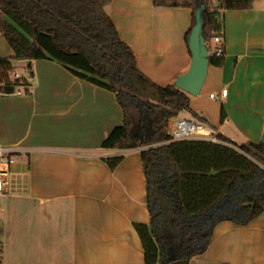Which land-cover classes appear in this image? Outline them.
I'll return each mask as SVG.
<instances>
[{"label": "crops", "instance_id": "crops-1", "mask_svg": "<svg viewBox=\"0 0 264 264\" xmlns=\"http://www.w3.org/2000/svg\"><path fill=\"white\" fill-rule=\"evenodd\" d=\"M107 11L156 84L175 83L188 71L190 8L113 0ZM220 19L223 63L209 65L200 93L190 94L191 110L179 119L195 117L238 145L261 141L264 0L222 10ZM13 54L0 29V57ZM27 62L31 82L21 78L30 92L23 86L21 94L0 96V145L19 149L0 193L3 264H146L135 227L150 223L142 149L102 147L124 122L116 94L48 59L14 60V69ZM116 157L122 159L112 167ZM190 264H264V212L246 225L218 223Z\"/></svg>", "mask_w": 264, "mask_h": 264}, {"label": "trees", "instance_id": "trees-1", "mask_svg": "<svg viewBox=\"0 0 264 264\" xmlns=\"http://www.w3.org/2000/svg\"><path fill=\"white\" fill-rule=\"evenodd\" d=\"M113 0H0V29L12 56L0 57V96L22 83L13 79L14 60L48 59L75 76L116 94L124 122L104 148L142 150L150 223L136 224L146 264H190L209 246L216 225H246L264 212V143L238 145L207 139H173L170 121L191 110V96L175 83L160 86L138 67L107 11ZM255 0H153L156 6L202 8L208 51L221 35V11L252 8ZM225 54H210L220 66ZM30 92L26 82L23 83ZM122 157L113 158L115 166ZM0 241V260L3 251Z\"/></svg>", "mask_w": 264, "mask_h": 264}, {"label": "built area", "instance_id": "built-area-1", "mask_svg": "<svg viewBox=\"0 0 264 264\" xmlns=\"http://www.w3.org/2000/svg\"><path fill=\"white\" fill-rule=\"evenodd\" d=\"M215 48L209 52L210 54L223 55L225 54V46L223 39L220 35H216L213 39ZM13 79H20L22 85L16 89V93H23L22 87L24 86V81L20 77L19 73H14L12 76ZM228 89L224 88L221 91L222 96H226ZM211 96L214 97L215 94L211 93ZM207 129L208 133H203L202 129ZM173 139L175 140H185V139H207L213 142H225L220 138L221 135L218 128L212 125H207L200 122L195 117H183L179 119L172 129ZM232 141V140H231ZM19 152V149L13 146H4L0 145V193L3 192L6 187L10 184V175L12 173V166L16 162V154ZM0 264L3 262L0 260Z\"/></svg>", "mask_w": 264, "mask_h": 264}, {"label": "water", "instance_id": "water-1", "mask_svg": "<svg viewBox=\"0 0 264 264\" xmlns=\"http://www.w3.org/2000/svg\"><path fill=\"white\" fill-rule=\"evenodd\" d=\"M188 45L192 55L190 68L177 77L175 84L191 95H198L210 65V53L203 36L202 8L196 10L195 24L189 35ZM261 142L264 143V135Z\"/></svg>", "mask_w": 264, "mask_h": 264}, {"label": "rangeland", "instance_id": "rangeland-1", "mask_svg": "<svg viewBox=\"0 0 264 264\" xmlns=\"http://www.w3.org/2000/svg\"><path fill=\"white\" fill-rule=\"evenodd\" d=\"M0 20H4V15L2 14L0 16ZM15 71L19 73L20 77L26 78L27 80H29L31 82L32 79V75H31V69L27 63H16V68ZM15 71H13L12 76L14 75ZM182 116V113L180 112L179 115L176 117V120L174 122V127L178 121V119ZM195 139V138H193ZM142 150L145 148L143 146L139 147Z\"/></svg>", "mask_w": 264, "mask_h": 264}, {"label": "bare ground", "instance_id": "bare-ground-1", "mask_svg": "<svg viewBox=\"0 0 264 264\" xmlns=\"http://www.w3.org/2000/svg\"><path fill=\"white\" fill-rule=\"evenodd\" d=\"M201 131H202L203 133H208V130H207V129H204V128H203Z\"/></svg>", "mask_w": 264, "mask_h": 264}]
</instances>
